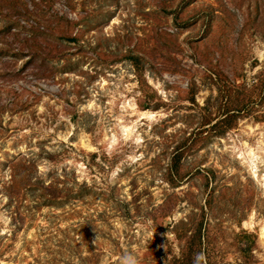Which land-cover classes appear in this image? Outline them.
I'll list each match as a JSON object with an SVG mask.
<instances>
[{
	"label": "rangeland",
	"instance_id": "1",
	"mask_svg": "<svg viewBox=\"0 0 264 264\" xmlns=\"http://www.w3.org/2000/svg\"><path fill=\"white\" fill-rule=\"evenodd\" d=\"M125 253L264 264V0H0V264Z\"/></svg>",
	"mask_w": 264,
	"mask_h": 264
},
{
	"label": "clouds",
	"instance_id": "2",
	"mask_svg": "<svg viewBox=\"0 0 264 264\" xmlns=\"http://www.w3.org/2000/svg\"><path fill=\"white\" fill-rule=\"evenodd\" d=\"M121 264H137V261L134 256L130 253H125L120 258ZM193 264H205V257L203 253H198L194 258Z\"/></svg>",
	"mask_w": 264,
	"mask_h": 264
},
{
	"label": "bare ground",
	"instance_id": "3",
	"mask_svg": "<svg viewBox=\"0 0 264 264\" xmlns=\"http://www.w3.org/2000/svg\"><path fill=\"white\" fill-rule=\"evenodd\" d=\"M151 111L149 110H139L137 111V116L140 118H149L151 116ZM125 128H127V126H125Z\"/></svg>",
	"mask_w": 264,
	"mask_h": 264
}]
</instances>
